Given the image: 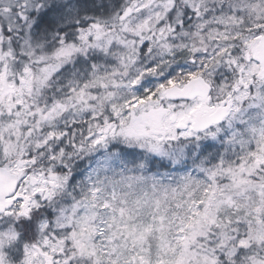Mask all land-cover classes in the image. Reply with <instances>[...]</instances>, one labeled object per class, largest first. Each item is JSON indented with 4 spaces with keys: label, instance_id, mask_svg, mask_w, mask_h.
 I'll return each instance as SVG.
<instances>
[{
    "label": "snow or ice",
    "instance_id": "1",
    "mask_svg": "<svg viewBox=\"0 0 264 264\" xmlns=\"http://www.w3.org/2000/svg\"><path fill=\"white\" fill-rule=\"evenodd\" d=\"M0 264H264V0H0Z\"/></svg>",
    "mask_w": 264,
    "mask_h": 264
}]
</instances>
